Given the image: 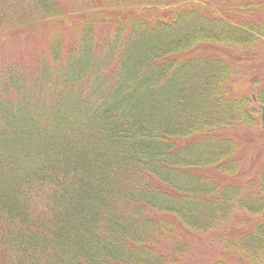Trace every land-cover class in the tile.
<instances>
[{
	"label": "trees",
	"instance_id": "1",
	"mask_svg": "<svg viewBox=\"0 0 264 264\" xmlns=\"http://www.w3.org/2000/svg\"><path fill=\"white\" fill-rule=\"evenodd\" d=\"M64 6L0 0V264H264V138L231 183L264 65L216 53L264 49V0Z\"/></svg>",
	"mask_w": 264,
	"mask_h": 264
},
{
	"label": "rangeland",
	"instance_id": "2",
	"mask_svg": "<svg viewBox=\"0 0 264 264\" xmlns=\"http://www.w3.org/2000/svg\"><path fill=\"white\" fill-rule=\"evenodd\" d=\"M87 1H92V0H64V8L67 11H73L74 6L76 5H82V3H86ZM210 1V0H208ZM221 1V0H220ZM3 28L0 27V33L3 31ZM44 42V38H40L39 39H34L33 41H27V43L20 45L19 47L22 46V49L19 51V53H14L15 51L13 50L15 47L10 46L9 51L7 53V55H9L10 57L14 56L15 54H20V55H24V52L26 49H28V51L34 47H41V44H43ZM3 51L6 52L8 50V48H6L4 46ZM2 52V53H4ZM10 52V53H9ZM216 53L220 56L223 57L224 59H235L236 61L239 60V63L244 65V67L246 65H249V62H246L247 60H253L254 63L259 64V65H264V49L261 51H255V52H251L248 54V56H242L239 55L238 51H234V50H226V51H218L216 50ZM10 54H14V55H10ZM253 58V59H251ZM252 63V62H251ZM264 75V68H262V71L260 72V75ZM258 115L260 117V109L258 110ZM232 134L231 136L235 135V139L236 141L239 143L241 149L244 152L242 153V158L244 160V164H243V168H241V171L239 173L238 176H236L237 178H234L232 180L231 183H238V184H242L244 185L247 181L249 180H253V182H255V184L258 182V172L261 171V145L263 144V138H264V126H259L255 129H246L244 127H237L236 129L232 130ZM254 139H260L259 142H254ZM254 142V143H253ZM253 185L252 187H249V189H253ZM237 218H241L242 215L237 214L236 215ZM235 217V218H236ZM239 221V220H237ZM234 224V223H233ZM239 226L236 225L234 228H238ZM190 240V238H189ZM188 239L187 241L190 242ZM196 240V239H195ZM202 240V239H201ZM194 242V241H192ZM197 242V241H196ZM205 242L207 243L206 239ZM204 247V246H203ZM218 248V247H217ZM204 251H207V253L209 254L210 252L207 250V248H204ZM212 254V252H211Z\"/></svg>",
	"mask_w": 264,
	"mask_h": 264
},
{
	"label": "water",
	"instance_id": "3",
	"mask_svg": "<svg viewBox=\"0 0 264 264\" xmlns=\"http://www.w3.org/2000/svg\"><path fill=\"white\" fill-rule=\"evenodd\" d=\"M260 121L264 124V106L260 108Z\"/></svg>",
	"mask_w": 264,
	"mask_h": 264
}]
</instances>
